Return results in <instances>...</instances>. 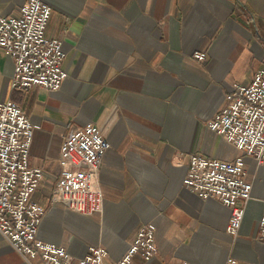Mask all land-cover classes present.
<instances>
[{"label":"crops","instance_id":"crops-1","mask_svg":"<svg viewBox=\"0 0 264 264\" xmlns=\"http://www.w3.org/2000/svg\"><path fill=\"white\" fill-rule=\"evenodd\" d=\"M26 0H0V16ZM47 35L63 43L68 73L57 91L12 88L14 60L0 49V100L21 105L35 130L30 164L45 178L34 193L47 210L39 238L77 260L92 245L122 259L138 230L155 225L157 253L131 264H264V166L245 156L251 198L239 233L231 211L183 185L189 155L233 161L241 152L208 129L234 83L264 72V0H46ZM206 53L203 62L194 54ZM94 123L111 147L94 176L103 206L91 216L52 204L64 137ZM0 264L27 262L0 233Z\"/></svg>","mask_w":264,"mask_h":264},{"label":"built area","instance_id":"built-area-1","mask_svg":"<svg viewBox=\"0 0 264 264\" xmlns=\"http://www.w3.org/2000/svg\"><path fill=\"white\" fill-rule=\"evenodd\" d=\"M51 13L46 0H26L16 15L0 16V49L14 60L13 89L57 91L68 77L63 68V43L47 35ZM194 57L203 62L206 53L196 52ZM207 127L233 144L241 155L224 161L190 154L183 185L201 199L214 198L227 206L231 215L226 230L236 236L252 191L244 157L251 156L264 166V72H256L249 83H234L227 105ZM37 128L20 104L0 100V233L29 263L41 258L44 264H106L109 255L104 246L92 245L76 260L67 248L39 238L47 210L33 199L45 178L42 167L30 164ZM110 147L94 123L68 133L60 149V174L51 203L82 215L99 213L103 193L95 186L94 176ZM258 240L264 241V216L258 223ZM156 253L155 225L148 223L138 230L122 259L112 264H131L137 255L150 261ZM228 264L238 262L230 258Z\"/></svg>","mask_w":264,"mask_h":264}]
</instances>
